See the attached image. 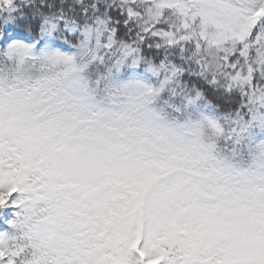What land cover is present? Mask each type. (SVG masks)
<instances>
[{
  "label": "snow or ice",
  "instance_id": "6c2138e0",
  "mask_svg": "<svg viewBox=\"0 0 264 264\" xmlns=\"http://www.w3.org/2000/svg\"><path fill=\"white\" fill-rule=\"evenodd\" d=\"M0 264H264V0H0Z\"/></svg>",
  "mask_w": 264,
  "mask_h": 264
}]
</instances>
